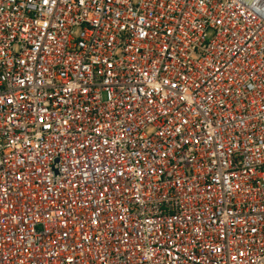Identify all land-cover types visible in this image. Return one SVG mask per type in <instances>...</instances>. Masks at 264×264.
<instances>
[{"label": "built area", "instance_id": "1", "mask_svg": "<svg viewBox=\"0 0 264 264\" xmlns=\"http://www.w3.org/2000/svg\"><path fill=\"white\" fill-rule=\"evenodd\" d=\"M0 264H264V0H0Z\"/></svg>", "mask_w": 264, "mask_h": 264}]
</instances>
